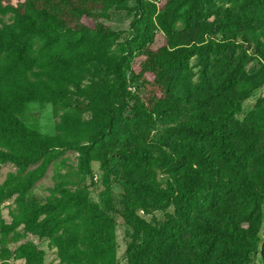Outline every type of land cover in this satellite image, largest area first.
Listing matches in <instances>:
<instances>
[{"label":"trees","instance_id":"obj_1","mask_svg":"<svg viewBox=\"0 0 264 264\" xmlns=\"http://www.w3.org/2000/svg\"><path fill=\"white\" fill-rule=\"evenodd\" d=\"M259 31L264 0H0V264H44L27 235L58 264H117L116 219L125 264H264ZM32 102L52 135L27 125Z\"/></svg>","mask_w":264,"mask_h":264},{"label":"rangeland","instance_id":"obj_2","mask_svg":"<svg viewBox=\"0 0 264 264\" xmlns=\"http://www.w3.org/2000/svg\"><path fill=\"white\" fill-rule=\"evenodd\" d=\"M18 0H9L11 4H15ZM132 14L128 11H112L110 12V17L108 20H103V22L109 25L114 30H126L128 28V24L131 20ZM258 38L264 40L263 31L258 32ZM255 66V63H250L247 67L249 70L250 67ZM259 94L258 91L254 92L248 101L245 102V112L251 107L255 97ZM27 118H34L35 122H27V125L34 128L38 132L44 135H52L54 133L53 124L54 119L51 114V105L49 103L40 104L38 102H32L28 105V113ZM76 153L74 152H66L63 155V158H66V162L69 165H74L75 163ZM14 167L9 164H3L0 166V181H2L5 177V174L13 170ZM93 170V180L92 183L90 180H87V183L90 184V198L93 201L98 200V192L100 191V181H99V173L97 170V164H92ZM53 167L50 166L45 175L35 183L32 189V195L39 200H43L45 196L48 195V189L53 185ZM112 190L116 199L119 197L120 189L117 184L112 185ZM12 205V199H8L4 201L1 205V214L5 221H9L8 216V207ZM157 217H161V213L156 214ZM116 255H117V264H125V243L126 239L124 237V226L116 219ZM260 236L264 237V206H263V225L260 232ZM27 240H30L37 244V246L43 250L44 252V264H58V260L56 258V254L53 248L47 245L46 240H39L34 236L27 235ZM17 264H22V262L18 261ZM251 264H263L259 255L255 254L253 257V261Z\"/></svg>","mask_w":264,"mask_h":264}]
</instances>
